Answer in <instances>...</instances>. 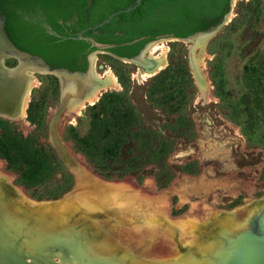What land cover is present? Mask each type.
<instances>
[{"label":"rangeland","instance_id":"1","mask_svg":"<svg viewBox=\"0 0 264 264\" xmlns=\"http://www.w3.org/2000/svg\"><path fill=\"white\" fill-rule=\"evenodd\" d=\"M248 1L233 2L227 24L204 46L198 62L204 85L191 68L190 42L168 38L150 46L148 54L163 46L166 65L185 70L169 102L151 95L155 84L139 77L137 64L91 52L94 71L103 75L109 68L118 88H105L79 115H61L57 131L68 163L56 154L49 133L61 80L31 74L37 83L25 115L0 116V232L31 258L26 264H214L238 234L264 237V101L257 121L247 122L246 112L254 108L251 83L264 93V79L250 74L252 68L264 70V0H255L251 14ZM17 62L10 57L4 65ZM106 93L123 95L139 126L166 139L160 160L107 177L77 149L76 141L90 129L88 108ZM1 122L26 140L12 163L2 156ZM44 154L56 165L41 164ZM20 166L26 168L22 175L15 171Z\"/></svg>","mask_w":264,"mask_h":264},{"label":"trees","instance_id":"2","mask_svg":"<svg viewBox=\"0 0 264 264\" xmlns=\"http://www.w3.org/2000/svg\"><path fill=\"white\" fill-rule=\"evenodd\" d=\"M68 1L0 0V16L4 18L5 33L17 49L42 58L51 69L84 72L88 67L83 55V50L89 46L86 41L58 39L35 23L26 21L24 15L31 16L30 11L34 6L40 5L45 12L46 23L53 31L64 36H74L78 31L100 23L110 14L133 5L135 0H109L106 3L102 0H92L90 3L88 0H80L75 7L79 15L72 27L73 31L66 33L61 30L58 20L66 21L69 15L52 11L58 10ZM254 3L255 0H249L244 5L250 14L255 12ZM228 11L229 0H143L135 10L115 16L108 24L96 30H88L84 36L103 44H122L145 37L135 43L107 50L118 58H132L148 41L159 35L171 34L175 38H187L220 22ZM180 73L185 74L183 67L169 64L151 78V82L155 84L151 95H161L162 99L169 102L170 98H167L171 96L170 92ZM250 74L255 75L257 80L264 79L263 69L259 71L252 68ZM251 84L254 110L252 107L246 109L247 122L252 118L258 120L256 113L262 112L261 105L264 101V93L260 96L258 91L261 85L255 81ZM219 97L222 101L227 99L222 91L219 92ZM88 109L93 112L90 129L87 135L76 141L77 149L104 176L133 173L145 161L160 160L167 153L166 139L151 129L139 126L137 116L126 105L123 95L106 93L99 104ZM1 123L6 135L2 141L5 147L2 156L7 163H12L11 157L26 144V140L17 134H10L7 125ZM129 143H133L134 147L129 148ZM40 152L43 153L42 149ZM45 161L56 165L51 154L42 155L40 163ZM15 171L22 175L26 168L20 166Z\"/></svg>","mask_w":264,"mask_h":264},{"label":"water","instance_id":"3","mask_svg":"<svg viewBox=\"0 0 264 264\" xmlns=\"http://www.w3.org/2000/svg\"><path fill=\"white\" fill-rule=\"evenodd\" d=\"M142 1L143 0H135L133 5L110 14L100 23L82 29L74 36L61 35L46 25L44 26V29L49 35L58 39L75 41L84 40L90 43V48L97 51L107 52L108 49L117 46L129 45L139 40H143L145 37H141L128 43L103 44L84 36V33L88 30H96L105 24H108L115 16L119 14L129 13L130 11L135 10L141 5ZM232 1L233 0H230V7L232 5ZM227 15L228 13L223 17L221 22L210 26L205 31L196 32L187 38H175L171 34L159 35L148 41L136 56L132 58H116L125 63L137 64L141 68L139 69L140 71L150 74V76L147 78H152L167 67V65H165V67L160 68L161 61L148 55L149 48L152 44H154V42L168 38L181 42H190L191 46L189 48V56L191 68L199 83L204 85L203 76L198 65L200 54L207 42L213 38L224 25L227 24ZM196 48L201 49L199 56H195ZM10 57L16 58L18 62L14 67L8 68L4 65V60ZM92 64L93 63L91 59H88V67L84 72H71L66 69H51L42 58L22 52L12 44L5 33L4 20L0 17V116L5 118H13L19 113L21 98L26 88L29 75L37 72H46L58 76L61 80V95L59 104L54 110L50 121V142L58 157L63 162L68 163L70 158L57 131L58 122L61 115L66 110H68L70 106L81 104L82 102L86 101L93 95L95 91H99L100 96L101 92H103L107 87V81L102 77L103 75H98L94 71V66ZM143 80L145 81V79ZM87 105L88 104L85 106ZM263 239L264 237H262V235L261 237L254 239L252 246L257 247V245H261L263 243Z\"/></svg>","mask_w":264,"mask_h":264},{"label":"bare ground","instance_id":"4","mask_svg":"<svg viewBox=\"0 0 264 264\" xmlns=\"http://www.w3.org/2000/svg\"><path fill=\"white\" fill-rule=\"evenodd\" d=\"M233 2L235 4L236 0L232 1V5ZM162 47L156 45L155 47H153L150 54H148L150 57L161 61L160 68H163L166 65L165 50ZM138 75L142 79H145L150 76L149 73L140 72V71ZM102 77L107 81L108 88L109 87L118 88L117 79L114 73L109 68L106 70L105 74H103ZM36 83H37L36 78L33 77L32 75L29 76L26 88L23 92V96L20 102V109L18 113V116L20 118L23 117L26 113V109L30 100V90L34 86H36ZM99 93H100L99 91H95L93 95L89 97L86 101L82 102L81 104L70 106L67 112L71 114L76 112L75 114L79 115L80 110H82L86 104L91 105L92 103L96 102ZM252 225L253 223L251 221L250 227H252ZM1 233L2 232H0V264H26L25 261H28L31 258L29 256L24 258L25 256L22 255V253L19 251L17 246L14 247V245L7 242L4 239V237H2V235L4 234ZM244 234L245 233H240L236 237L230 239L231 241H227L228 246L226 247V249H224V251L220 255L215 257L214 264H264V239L262 240L263 243L261 245L259 246L257 245V247H254L252 246L253 240L256 239L253 238L254 234L252 232L250 236H245ZM33 251H35V249H33Z\"/></svg>","mask_w":264,"mask_h":264},{"label":"flooded vegetation","instance_id":"5","mask_svg":"<svg viewBox=\"0 0 264 264\" xmlns=\"http://www.w3.org/2000/svg\"><path fill=\"white\" fill-rule=\"evenodd\" d=\"M80 0H69L68 2H64L63 6L61 8H58V10H53V13H66L67 15H69V19L66 21L63 20H58V23L61 26V30L66 32V33H70L73 31V25L75 23V21L77 20V17L79 15V12L76 10V6H77V2H79ZM92 0H88V2L90 3ZM109 0H102L103 3L108 2ZM229 9H230V0H229ZM30 15L31 16H26L24 15V19L26 21H30L35 23L36 25L40 26L42 29H44V26H48L46 23V17H45V12L43 10V8L39 5H35L34 8L30 11ZM225 16V15H224ZM223 16V17H224ZM1 17V16H0ZM3 20L4 18L1 17ZM223 19V18H222ZM221 19V20H222ZM220 20V22H221ZM219 23V22H218ZM217 24V23H216ZM215 25V24H214ZM50 27V26H49ZM51 28V27H50ZM45 30V29H44ZM46 31V30H45ZM92 39V38H91ZM94 40V39H93ZM95 41V40H94ZM87 42V41H86ZM89 44L88 47H86L83 50V55H85L86 57V62L88 64V55L94 51V49L90 48V43L87 42ZM112 56L116 57L115 55L111 54Z\"/></svg>","mask_w":264,"mask_h":264}]
</instances>
